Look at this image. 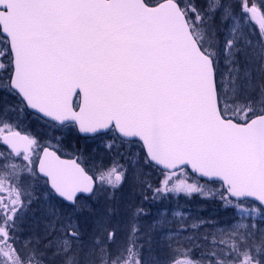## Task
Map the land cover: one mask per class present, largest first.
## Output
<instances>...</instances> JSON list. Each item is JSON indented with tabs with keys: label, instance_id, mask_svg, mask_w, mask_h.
Returning <instances> with one entry per match:
<instances>
[{
	"label": "water",
	"instance_id": "95a60500",
	"mask_svg": "<svg viewBox=\"0 0 264 264\" xmlns=\"http://www.w3.org/2000/svg\"><path fill=\"white\" fill-rule=\"evenodd\" d=\"M0 32L10 87L29 113L84 138L114 130L162 172L187 169L264 210V114L245 124L223 117L214 62L176 1L0 0ZM0 142L15 156L34 150L22 133ZM38 173L70 206L96 190L77 160L48 148Z\"/></svg>",
	"mask_w": 264,
	"mask_h": 264
},
{
	"label": "rangeland",
	"instance_id": "374dc122",
	"mask_svg": "<svg viewBox=\"0 0 264 264\" xmlns=\"http://www.w3.org/2000/svg\"><path fill=\"white\" fill-rule=\"evenodd\" d=\"M174 1L214 62L223 116L248 122L264 106V0ZM7 52L0 35V138L20 132L22 120L36 151L16 158L0 146V205L15 215L11 225L0 223L2 264H264V210L256 204L235 203L221 185L188 172H162L141 144L115 133L87 140L37 116L24 124ZM48 146L97 180L92 198L69 207L37 180ZM10 172L24 177L10 183Z\"/></svg>",
	"mask_w": 264,
	"mask_h": 264
},
{
	"label": "trees",
	"instance_id": "16d2710c",
	"mask_svg": "<svg viewBox=\"0 0 264 264\" xmlns=\"http://www.w3.org/2000/svg\"><path fill=\"white\" fill-rule=\"evenodd\" d=\"M147 2H148V4H150V5H156V4H158V3H160V2H162V1H164V0H146ZM2 41L4 42L5 40L2 38ZM8 46V45H7ZM204 49V48H203ZM205 52V51H204ZM208 52V51H207ZM207 52H205L206 54H207ZM7 55L11 58V56H10V53H9V51L7 52ZM11 62V61H10ZM9 62V63H10ZM10 66H12L11 65V63H10ZM8 83H6V85H7ZM22 109H23V114H20V116H22V118H24V120H25V122H24V124H26L27 123V121H31V118H35V119H38L36 116H34L33 114H31V115H29V114H26L27 112H26V109L24 108V107H22ZM264 113V106L263 105H259V107H258V109H257V112H256V114L254 115V117H256V116H258V115H261V114H263ZM19 116V115H18ZM25 116L27 117V118H25ZM225 116V115H224ZM253 117V118H254ZM225 118H226V116H225ZM227 119H229V118H227ZM235 119V121H237V122H243V121H240V120H237L236 118H233V120ZM21 121L22 120H20L17 124H19V126H20V131L21 132H24V133H28V128H29V126H26V125H23V124H21ZM42 123H44L43 121H41ZM45 124V123H44ZM48 125V124H47ZM51 126V125H50ZM53 128H55V126H52ZM56 131H57V129H55ZM72 136H74V134H71V139H72ZM49 138H50V140H52V142H55L57 139H56V134L55 133H50V136H49ZM72 141V140H71ZM1 146V145H0ZM50 146H52V144H50ZM49 147V146H48ZM56 147V146H55ZM57 148V147H56ZM182 172H188V171H186V170H184V171H182ZM182 172H180V173H178V174H181ZM36 175H37V172H36ZM24 176H21V177H17V175L16 174H13V173H8V181H10V183H15L17 180H16V178H23ZM37 180H42L41 178H39L38 177V175H37ZM217 186H220V185H217ZM221 188V190H222V194L223 195H226V193H225V191L223 190V188L222 187H220ZM7 207L6 206H4V205H0V223H7L8 224V226L9 225H11L12 224V221H10V220H12V218H11V216H13L14 215V213H11V215H5V214H7ZM15 216V215H14ZM13 225H16V221H14L13 222ZM7 226V227H8ZM29 262H33V260H31V261H29Z\"/></svg>",
	"mask_w": 264,
	"mask_h": 264
},
{
	"label": "flooded vegetation",
	"instance_id": "af4514ba",
	"mask_svg": "<svg viewBox=\"0 0 264 264\" xmlns=\"http://www.w3.org/2000/svg\"><path fill=\"white\" fill-rule=\"evenodd\" d=\"M6 41V40H5ZM6 43H7V45H8V42L6 41ZM8 47H9V45H8ZM11 61H12V57H11ZM94 139H96V138H94ZM94 139H90V140H94ZM97 184H98V182H97Z\"/></svg>",
	"mask_w": 264,
	"mask_h": 264
}]
</instances>
